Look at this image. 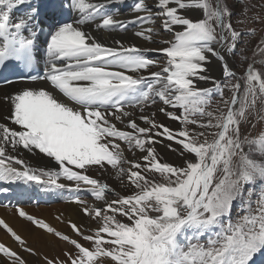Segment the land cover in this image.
<instances>
[{
    "label": "snow or ice",
    "instance_id": "snow-or-ice-1",
    "mask_svg": "<svg viewBox=\"0 0 264 264\" xmlns=\"http://www.w3.org/2000/svg\"><path fill=\"white\" fill-rule=\"evenodd\" d=\"M126 3L66 0L59 7L72 16L60 12L49 24L43 74L19 77L35 83L2 97L8 108L0 122V181L69 189L96 226L56 216L69 235L17 206L16 215L69 247L45 254L0 218V230L19 248L0 241V264H29L22 252L39 264H264V127L255 136L245 131L254 118L264 121V29L256 36L255 28H235L224 0H132L131 19H119ZM193 10L202 18H190ZM39 15L31 0H0V71L33 66ZM250 20L264 25L259 14ZM157 21L170 36L157 49L116 38L108 45L96 34L140 25L133 36L153 42ZM244 35L255 44L237 76L214 45L236 56ZM210 56L220 79L209 74ZM215 95L217 108L207 110ZM158 102L157 111L180 127L146 113ZM157 144L179 152L181 163L163 161ZM9 148L42 155L51 166L32 168ZM113 172L123 194L103 180ZM81 191L100 203L88 204Z\"/></svg>",
    "mask_w": 264,
    "mask_h": 264
},
{
    "label": "bare ground",
    "instance_id": "bare-ground-1",
    "mask_svg": "<svg viewBox=\"0 0 264 264\" xmlns=\"http://www.w3.org/2000/svg\"><path fill=\"white\" fill-rule=\"evenodd\" d=\"M131 3L132 0H127V3L125 5L119 6L120 7V14L118 16L119 19H123V20L131 19V14L128 12V6ZM147 3L149 4V6H152V0H147ZM31 4L32 6H39L40 11L46 8H50L49 13L45 15H42L40 13L39 17L35 19V20L47 19L49 20L47 23L37 25L34 22L35 20L33 21V23L36 25L35 31L37 34L34 47L39 50L40 53L39 56L41 57V60L43 61V64L45 66L46 56H45V48L43 42L46 38V34H44L42 30L48 29L49 24L52 23L54 19L58 18L60 12H63V14L68 18H71L72 13L68 11L67 7L63 9H60L59 7L61 4L66 5V0H31ZM26 7L27 6H24L23 8L19 9L22 10L19 13L15 11L13 13V19L19 16L25 10ZM115 7L116 6H113V10H115ZM187 15H189L190 18L197 17L198 15H200V11L193 10L188 12ZM144 26L148 27L150 25H144ZM139 27L141 26L128 25L127 32L120 31L119 29H117L116 31H113L111 33L105 31H99L96 32V34L108 45H111L113 38H116V39H122L126 43H135L137 44V46L143 45V46H151V47L156 46V44H160L161 42L166 40L167 36H169L168 33H165L160 29L159 22L157 21L155 24L156 31H154L153 33V42L142 41L139 38L134 37L132 34ZM93 31H95L94 28ZM214 46L218 50L223 49V46L220 44H216ZM224 52L226 51L224 50ZM156 58L158 57H155L153 59ZM160 59H162V56H160ZM227 61L231 65L229 58L227 59ZM217 71H218V75H221V71L218 70V66H217ZM32 83L22 81L0 87V122H6L4 120V117L7 115L8 106L3 102L2 97L4 96V94L10 93L15 88H19ZM157 105H160L159 102ZM138 117L139 116H136V118ZM174 125L175 124L172 123L173 127ZM18 150L20 151V148ZM14 154L17 155L18 158L21 159L26 158L27 161H32L30 164L26 163L28 166L32 168L51 166L48 164L47 160L42 155L29 153V152L26 155L23 153L19 155L18 151L15 152ZM10 183L9 181H0V218H3L11 227H13V229L17 231V233L27 241L30 247L38 249L48 255H58L62 250L68 248L69 246L64 242L59 241L57 238L52 237L44 233L43 231L35 228L28 221L16 215L14 209L17 206L23 208L26 212H28L31 215L44 219L52 226L56 227L57 229L69 235H73V234L71 233L68 225L66 223L58 222L56 220V216L62 215L65 221L71 219L73 222L82 225L85 229L89 227L94 228L96 226L93 222L86 220L85 218L86 216L80 212L79 206L74 202V197L77 195V193H74L69 189L61 190V189L47 188L45 186L36 185L33 182L25 183L19 181L16 183L13 182ZM11 185L12 188H10ZM5 189H7V191H5ZM78 195L84 200L85 198H90V200L87 201V203L90 205L93 203H99L94 201V199L91 196L86 197L87 192L81 191L80 193H78ZM0 241L5 242L6 244L10 245L11 247L19 251L18 246L5 234L3 230H0ZM21 255H23L28 260L29 264H39V260L37 257L29 256L27 253H23V252L21 253Z\"/></svg>",
    "mask_w": 264,
    "mask_h": 264
},
{
    "label": "rangeland",
    "instance_id": "rangeland-1",
    "mask_svg": "<svg viewBox=\"0 0 264 264\" xmlns=\"http://www.w3.org/2000/svg\"><path fill=\"white\" fill-rule=\"evenodd\" d=\"M210 2L213 4V6H215V0H210ZM224 3H226L227 6L229 7V9L234 13V15L232 17V23H233V26L235 28H237L238 30H242V31L246 32L247 29H249V28H255V30H256L255 35L258 36L260 34L261 30L264 29V25H262L258 22L253 23L250 20V17L255 16L257 14L264 17V8L261 7V5H264V0H224ZM246 8H247V15L245 16L244 13H245ZM198 18H202L201 11H200V15H198L197 17H193V19H198ZM238 21H244V22L240 23ZM217 31H219V30H217ZM167 38L169 39L170 36H167ZM167 38H166V40H167ZM254 44H255V36H249V35L242 36L241 41L237 45V48H236V56H233L231 53L224 52L225 46L222 45L223 49L220 50L221 54L225 55L226 59L229 58V61L231 62L232 67L235 69L237 76H239L243 70L242 61H245V58H248L245 62H250V60L252 58L253 45ZM141 46H143V45H141ZM162 46H163V43L161 42L160 44H156V46H154V47H151V46H143V47H146V48L149 47V49H157V48L162 47ZM147 55L150 58L158 57L156 59H160V54L158 52L150 51L147 53ZM256 59L259 60V57H257ZM209 60H210V62L208 64L209 74L211 73L210 74L211 76L215 77L216 79H220L221 75H218V71H217V66H218V70H220V67H219L220 64H219L218 60L215 57H211V56L209 57ZM256 67L259 68V63L256 65ZM232 83H235V81H232ZM202 84H204V85H202ZM201 86L202 87H211L212 84H211V82H209L207 84L201 82ZM228 95H229V92L227 89H225V96L227 97ZM219 100H220L219 95L212 96L211 102H210L207 110L216 109L218 106ZM159 106L160 105H157L156 107L148 106L146 109V113L151 115L152 112H156L157 113L156 119L159 122L167 124L168 126L172 127L173 129L180 127L178 122L170 121L163 114L159 113L157 111V108ZM221 107H222V105H221ZM128 110L131 111V109H128ZM135 114H136V116H139V110L138 109L135 110ZM138 118H137L138 123H140L141 126H144L143 122L139 121ZM172 123L175 124L174 127L172 126ZM252 123L255 125V127L245 126V131L250 132L252 136H255L261 130V128L264 127V121H259L257 118H254L252 120ZM121 127H123V126L121 125ZM165 143H167V142H165ZM161 145L162 144H157L156 148H157V152L159 153L160 157H162L163 161L169 162V163H174V164H180L181 163L182 157L179 155V152H172L167 147H165L164 145H162V146ZM173 147H178V146L173 144ZM164 148H165V151H164ZM126 154L128 155L129 153H126ZM130 154L128 155V158L132 159L133 158L132 153H130ZM137 155H139V153H137ZM22 159L27 164H30L32 162V161H27L26 158H22ZM105 174L103 175L104 182L108 183L111 187H113L115 189L116 193L123 194V189L120 185V181L115 178L114 172L111 173V175L108 173H105ZM92 175L97 176L98 174L95 172H92ZM115 180H116V183H115ZM88 196H90L89 193H87L86 197H88ZM109 198H112L111 195ZM85 200L89 201L90 198H85ZM232 214H233V218H235V215H236V208L235 207L233 208ZM85 218H86V220L89 221V218L87 216ZM204 239H206V237ZM201 242H203V239L201 240Z\"/></svg>",
    "mask_w": 264,
    "mask_h": 264
}]
</instances>
